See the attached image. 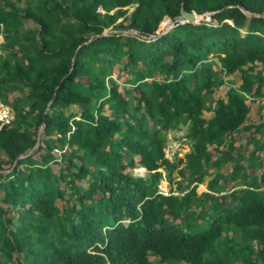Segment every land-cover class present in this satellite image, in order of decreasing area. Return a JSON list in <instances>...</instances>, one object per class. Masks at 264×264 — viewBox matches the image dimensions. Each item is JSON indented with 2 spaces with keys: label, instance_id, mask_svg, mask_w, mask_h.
Returning a JSON list of instances; mask_svg holds the SVG:
<instances>
[{
  "label": "trees",
  "instance_id": "trees-1",
  "mask_svg": "<svg viewBox=\"0 0 264 264\" xmlns=\"http://www.w3.org/2000/svg\"><path fill=\"white\" fill-rule=\"evenodd\" d=\"M182 11L214 15L181 25ZM0 36L16 114L0 133V170L15 165L0 176V264H264V190L232 194L224 225L241 244L221 216L199 232L174 222L203 209L196 185L219 176L245 94L264 96V0H0ZM183 128L191 149L170 162L167 133ZM165 178L185 195L158 193Z\"/></svg>",
  "mask_w": 264,
  "mask_h": 264
},
{
  "label": "crops",
  "instance_id": "crops-1",
  "mask_svg": "<svg viewBox=\"0 0 264 264\" xmlns=\"http://www.w3.org/2000/svg\"><path fill=\"white\" fill-rule=\"evenodd\" d=\"M226 79H233V81L238 82L240 77L227 75ZM228 86L227 82L223 84L218 89V97L215 98H224ZM248 106L249 110L244 123L226 137L223 147L218 148L219 176L212 168H210V174L207 176L210 177L211 181L217 177L218 183L215 188L218 190H210L211 181L206 185L198 183L196 185L197 196L212 192L218 195V204L231 207L235 204L232 202V194L239 192L242 185L257 189L263 182L264 105L258 100L254 102L248 100Z\"/></svg>",
  "mask_w": 264,
  "mask_h": 264
},
{
  "label": "rangeland",
  "instance_id": "rangeland-1",
  "mask_svg": "<svg viewBox=\"0 0 264 264\" xmlns=\"http://www.w3.org/2000/svg\"><path fill=\"white\" fill-rule=\"evenodd\" d=\"M132 10L133 9H131V11ZM209 20H210L209 16H205L204 18L199 19L196 22V24L200 23V21L209 22ZM166 24H168V23H163V25H166ZM28 25H30V24H28ZM169 26H172V23H170ZM31 27L32 26H30V28ZM168 29H169V31H171L170 27H168ZM161 32L164 33V32H167V31H166V29L165 30L161 29ZM133 33L136 34L135 32H130V31H126L125 32L126 35L133 34ZM0 41L2 42V40H0ZM118 69H119V66L117 67V71H118ZM115 75L117 76V72H116ZM119 80H123V78H121ZM214 97H218V90L215 92ZM75 111H77V110H75ZM185 144H186V147H184V149H183V155H187L188 151L191 149V147H190L191 146L190 138H188V141ZM183 155H182V157H183ZM138 167L139 166H136L135 168H133V172H134L133 174L136 175L137 173H139V171L137 170ZM139 168H141V167H139ZM139 174H141V173H139ZM177 179H179V178H177ZM210 181H211L210 177H206L205 182L202 183V184L206 185L208 182L210 183ZM211 182H213V180ZM175 183H176V180H174L172 183H170L167 180V178H165V180L161 183V186L164 188L162 190L163 191H167L170 187L172 188V186H174ZM202 198H204V201H202L200 203L203 206V209H202V207H200V209H198L195 206L194 209L191 210L192 214L189 216L188 219H187V217L186 218L184 217L183 219L175 220L174 222L178 226L182 227L186 231L191 230V231H194V232H199V231H204V230L209 229L212 221L214 222V221L219 220V217L221 216V219H220L219 223L222 224L224 227H226V236L223 239L228 240L231 243L234 242V241L236 243L237 242H241L242 243L243 242L242 240H245V239L242 236V234L239 231V229H237L236 227H234L232 225H229V226H227V225L225 226L224 225V221H225L227 212L233 211V209H235L234 207H235L236 204L231 206V207L225 206V204L224 205L218 204V195H217V198H216V196L213 193H210V195H209V193H205V195H203L201 197V199ZM62 204H64V203H62ZM241 243H237V244H241ZM215 257H216V254L213 253V251H211V252L207 253V256L205 258H208V259L212 258V260H213ZM151 260L153 262L152 264H161L157 256H153L151 258ZM165 264H181V263H178V262H175V261H171V262H167Z\"/></svg>",
  "mask_w": 264,
  "mask_h": 264
},
{
  "label": "built area",
  "instance_id": "built-area-1",
  "mask_svg": "<svg viewBox=\"0 0 264 264\" xmlns=\"http://www.w3.org/2000/svg\"><path fill=\"white\" fill-rule=\"evenodd\" d=\"M99 11L103 12L102 9H99ZM163 23H168V25H170V23H172V26H168V27H170L171 30L175 27L174 22L169 18H166ZM180 24L182 25V23H180ZM165 33H167V32H165ZM0 40L3 41V38L1 36H0ZM0 43H2V42L0 41ZM245 96L251 102L258 100L264 105V96L260 97L259 99H255L253 97H250L248 94H245ZM15 115L16 114L11 109V107L8 104H6L0 100V133L3 131V128L5 126L12 125V123L15 120ZM187 137H188V133H187L186 129H184V128L178 129V130L174 129V130L168 131V133H167V144L164 147V154H165V158L167 160H169L170 162H174V161H177L179 158L182 157L183 149H184V147H186L185 143L188 141ZM67 151H68L67 146H57L54 148V152L58 157H62V155ZM30 153H33V152L31 151ZM184 156L185 155H183V157ZM12 168L6 167V168H4V170H0V176L1 175H3L4 177L7 176L12 171ZM137 170L141 174L137 173L136 175H139L141 177H146L145 175L148 172L146 169L138 167ZM2 181H3V179L0 177V183ZM169 182L172 183L171 181H169ZM241 187L247 188V186H245V185H242ZM162 189H164V188L160 184L158 193H161L165 196L175 195L176 197H183L185 195V193H181L179 190L176 189V184H174V186H172V188L170 187L167 191H163ZM249 190H253V189L249 188ZM262 190H264V183H262L260 188L257 189V191H262Z\"/></svg>",
  "mask_w": 264,
  "mask_h": 264
},
{
  "label": "water",
  "instance_id": "water-1",
  "mask_svg": "<svg viewBox=\"0 0 264 264\" xmlns=\"http://www.w3.org/2000/svg\"><path fill=\"white\" fill-rule=\"evenodd\" d=\"M244 14H246V12H243ZM213 13H207V14H204V15H198V14H196L195 12H191V13H188V12H184V11H182L181 12V15L177 18V21L178 22H180V23H182V25H185L186 23H196L199 19H202V18H204L205 16H211ZM214 15V14H213ZM169 29H168V27L166 28V31H167V33L169 32L168 31ZM160 31H161V29H160ZM159 31V33H158V36H163L164 34H166L165 32L164 33H162V32H160ZM135 32V31H134ZM136 34H138V32H135ZM105 36H107V35H105ZM50 108V106L47 108V110H46V112L48 111V109ZM43 128H44V126H42V128H41V130H43ZM39 145H37L33 150H32V152L38 147ZM21 157H23L22 155L19 157V158H21Z\"/></svg>",
  "mask_w": 264,
  "mask_h": 264
},
{
  "label": "clouds",
  "instance_id": "clouds-1",
  "mask_svg": "<svg viewBox=\"0 0 264 264\" xmlns=\"http://www.w3.org/2000/svg\"><path fill=\"white\" fill-rule=\"evenodd\" d=\"M142 168V167H141ZM196 184V183H195ZM245 186H247V185H245ZM241 189H249V186H247V188H242V187H240ZM253 190H257V189H259V188H257V189H254V188H252ZM210 193H212V192H210ZM215 196H217V194H214Z\"/></svg>",
  "mask_w": 264,
  "mask_h": 264
},
{
  "label": "bare ground",
  "instance_id": "bare-ground-1",
  "mask_svg": "<svg viewBox=\"0 0 264 264\" xmlns=\"http://www.w3.org/2000/svg\"><path fill=\"white\" fill-rule=\"evenodd\" d=\"M168 26H169L168 24L164 25V27H163V28H164V30H165V29H166Z\"/></svg>",
  "mask_w": 264,
  "mask_h": 264
}]
</instances>
